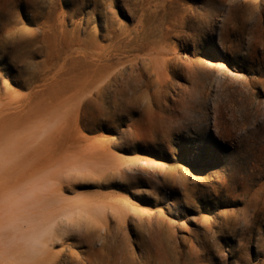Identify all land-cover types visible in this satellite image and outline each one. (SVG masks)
I'll return each mask as SVG.
<instances>
[{
  "label": "rangeland",
  "instance_id": "1",
  "mask_svg": "<svg viewBox=\"0 0 264 264\" xmlns=\"http://www.w3.org/2000/svg\"><path fill=\"white\" fill-rule=\"evenodd\" d=\"M0 264H264V0H0Z\"/></svg>",
  "mask_w": 264,
  "mask_h": 264
},
{
  "label": "bare ground",
  "instance_id": "2",
  "mask_svg": "<svg viewBox=\"0 0 264 264\" xmlns=\"http://www.w3.org/2000/svg\"><path fill=\"white\" fill-rule=\"evenodd\" d=\"M89 40H91V39H89ZM94 42V41H93ZM84 43H86V42H84ZM88 45V44H87ZM86 46V45H85ZM88 47V46H87ZM66 75V74H65ZM64 75V76H65ZM60 76V75H59ZM63 76V75H62ZM60 78V77H59ZM63 79H64V77H63ZM68 89L69 90V88H70V86H67L66 85V87H64L63 89L65 90V89ZM62 89V90H63ZM50 226H49V230H47V229H44L43 230V234H42V237H41V239L39 240V239H33V241H34V243H33V248H35V249H38L37 251V253H40V251H41V253L43 254L46 250L45 249H42V250H40L39 248H40V245H43V244H45V243H47L48 241H52L53 243H55L57 240H59V237H60V239L61 240H63V239H65L66 237H64L65 235H67V233H65L64 234V232L63 233H57V231L56 230H54L55 228H54V226H55V222H53V221H50ZM53 232H55L56 233V235H55V233H53ZM45 234H47V235H49V236H51L50 238H48V239H46V241H43V238L46 236ZM69 236V235H68ZM34 249V250H35ZM47 252V251H46ZM31 254V253H30ZM38 256L40 255V254H37ZM37 255H34V256H37ZM33 256V257H34ZM37 256V257H38ZM45 256V255H44ZM32 257V258H33ZM43 258H41V261H43L42 260ZM34 261H35V259H33ZM38 261H40V259H37V261H35V262H38Z\"/></svg>",
  "mask_w": 264,
  "mask_h": 264
}]
</instances>
